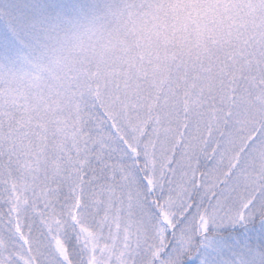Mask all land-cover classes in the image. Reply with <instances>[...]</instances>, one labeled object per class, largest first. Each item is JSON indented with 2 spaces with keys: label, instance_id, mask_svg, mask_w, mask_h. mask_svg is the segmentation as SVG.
I'll list each match as a JSON object with an SVG mask.
<instances>
[{
  "label": "snow or ice",
  "instance_id": "1",
  "mask_svg": "<svg viewBox=\"0 0 264 264\" xmlns=\"http://www.w3.org/2000/svg\"><path fill=\"white\" fill-rule=\"evenodd\" d=\"M0 264H264V0L0 7Z\"/></svg>",
  "mask_w": 264,
  "mask_h": 264
},
{
  "label": "clouds",
  "instance_id": "2",
  "mask_svg": "<svg viewBox=\"0 0 264 264\" xmlns=\"http://www.w3.org/2000/svg\"><path fill=\"white\" fill-rule=\"evenodd\" d=\"M219 39L217 35L211 34L207 28L200 32L196 30V25H192L187 30L175 32L167 39L161 38L155 41L154 46L162 50L181 52L190 49L195 52L204 47H215Z\"/></svg>",
  "mask_w": 264,
  "mask_h": 264
},
{
  "label": "rangeland",
  "instance_id": "3",
  "mask_svg": "<svg viewBox=\"0 0 264 264\" xmlns=\"http://www.w3.org/2000/svg\"><path fill=\"white\" fill-rule=\"evenodd\" d=\"M10 2V0H0V7L5 6L6 4H8Z\"/></svg>",
  "mask_w": 264,
  "mask_h": 264
}]
</instances>
